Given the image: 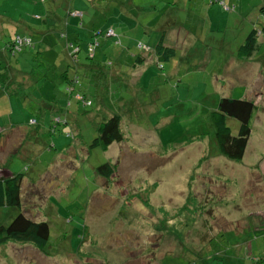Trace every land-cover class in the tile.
I'll return each mask as SVG.
<instances>
[{"label":"rangeland","instance_id":"374dc122","mask_svg":"<svg viewBox=\"0 0 264 264\" xmlns=\"http://www.w3.org/2000/svg\"><path fill=\"white\" fill-rule=\"evenodd\" d=\"M61 1L0 0V60L6 59L9 70L25 78L17 81L14 75L17 92L0 89V117L14 123L24 114L37 119L24 128L29 133L25 138L23 132L6 138L0 174L9 170L23 175L22 209L31 219L52 224L50 248L62 247V236L54 237L60 229L75 247L70 254L39 251L40 256L30 255L29 260L264 264V238L256 230L264 219L257 216L264 215V0H94V7L89 0H63L72 12H83L73 16L83 24L79 27L72 25ZM55 8H60L56 19L47 14ZM65 23L69 40L80 46L75 63L63 52L58 35L50 36L49 44L29 32L32 27H51L49 33H59ZM92 26H112L114 31L110 37H98L95 56L88 59ZM253 28L260 31L256 50L250 58H240L237 48ZM16 33L30 35L34 46L11 57L5 47ZM162 35L176 49L172 59L157 58L154 52ZM137 42L148 49L140 52ZM134 53L147 61L132 80L129 64ZM62 70L79 76L75 92L88 95L90 106L62 90ZM220 96L247 97L256 104L239 162L212 156L217 151L209 154V147L215 149L209 113ZM112 113L121 115L126 141L108 152L90 148L98 124ZM54 114L68 120L65 133L49 132ZM227 124L237 134L239 121L228 117ZM70 131L75 136L80 132L79 146L85 149L71 162L56 154L58 142L51 146L52 138L73 139L66 135ZM105 161L117 162L108 180L93 170ZM136 192L148 195L150 207L134 196L126 200ZM23 211L0 207V223L8 225ZM83 221L88 243L76 251ZM8 248L13 251L10 242L0 245V264L28 263L29 250L19 245L14 246L16 252H6Z\"/></svg>","mask_w":264,"mask_h":264},{"label":"trees","instance_id":"16d2710c","mask_svg":"<svg viewBox=\"0 0 264 264\" xmlns=\"http://www.w3.org/2000/svg\"><path fill=\"white\" fill-rule=\"evenodd\" d=\"M71 2V1H70ZM69 2V3H70ZM60 5L65 7L67 6V13L72 18L74 16L73 12L70 10L72 6H68V1L65 3L63 0ZM60 8H55L49 11L47 14L52 15L55 19L57 18ZM72 12V13H71ZM76 12V11H74ZM83 16V12H82ZM70 21V19H69ZM66 22V20H65ZM68 23H65L64 29H60L59 33L56 31H52L54 33H49V28H35L32 27L29 29V32L38 33L42 37L41 41H46V43H51L52 39L50 36L58 35L64 42L63 44V52L67 51V56L70 58L71 62L75 63L78 59V53L80 52V46L74 44L73 41L68 38L67 26ZM77 27L82 26L81 23H76ZM52 27H55L52 25ZM33 30V31H32ZM111 30V34L108 35V31ZM93 33L90 35V40L87 42V55L88 59H93L95 56V50L99 46L98 37L104 35L106 37H110L113 35L114 28L112 26H107L104 29H98V27H93ZM262 32H264V27L262 28ZM260 33L259 30L253 28L244 38L242 44L237 48L238 56L242 58H249L253 55L256 50V41L257 36ZM49 38V39H46ZM77 40H79L77 38ZM173 43V42H171ZM34 46V41L32 40L30 35H21L16 33V36H11L6 44L5 50H7L9 56H15L20 53L25 47ZM192 46V45H191ZM189 46V49L191 48ZM126 47V46H123ZM135 47L141 52L147 48L142 43L137 42ZM76 48V49H75ZM148 49V48H147ZM93 52V53H91ZM145 52V51H144ZM148 52V51H147ZM154 52L158 58L163 59H172L176 56V49L170 44L165 43L164 35H162L158 42L154 46ZM182 55H186L183 53ZM4 60H0V88L6 91L9 90L10 87H14V72L10 71V65ZM147 60L146 56L143 54L134 53L132 56V61L134 64H143ZM83 65V64H82ZM80 64H78V67ZM162 67V66H160ZM89 68V67H88ZM93 67H91L92 69ZM90 69V70H91ZM60 72V68L58 73ZM64 73L62 90L69 96H73L76 102L85 106H90L92 104L91 99L88 95L80 92H75V85L79 83V76L77 74L73 76H69L67 74V70H62L61 73ZM55 75H57L55 73ZM48 76V75H47ZM19 88H17L18 90ZM8 91V93L17 92ZM69 102V101H68ZM256 109V104L253 99L250 98H238L234 99L230 96H220L215 108L210 111L209 117L211 120V124L214 128L213 131V141L215 145V149L211 150L209 147V154L213 151H217L212 155H223L229 160L239 162L242 160L244 156V152L248 143V138L250 134V120L254 114ZM54 111H60V108L54 106ZM228 117L236 118L239 121V128L237 134H232L230 127L227 124ZM34 120V121H32ZM121 116L117 113L110 114L105 121L100 122L97 127V135L92 139L89 144L90 148L99 147L103 151H107L109 146L113 143H121L125 140V135L121 126ZM51 128L49 132L52 134L57 132H63L62 128L66 127L68 124V120L60 115L54 114L51 118ZM33 123H37V119L30 118L28 121L29 125H33ZM36 132V131H35ZM65 133V132H63ZM29 135V133H25V136ZM66 135L77 138L80 135V132L74 135V133L66 132ZM75 136V137H74ZM54 137V136H53ZM81 137V136H80ZM22 138V139H23ZM78 139V138H77ZM22 141V140H21ZM19 145V144H18ZM17 145V146H18ZM17 146L15 148H17ZM53 146V144H51ZM56 149V148H55ZM14 152V150L12 151ZM208 159V158H205ZM200 160V159H199ZM112 162L105 161L99 166L93 168V170L101 176L102 178L108 180L112 178V176L116 173L117 162L111 164ZM196 168H199V164L197 162ZM23 175L21 173H9L6 172L0 174V207H17L19 211H23L22 209V193H21V182ZM144 204L147 207H150L149 202L146 198L143 199ZM264 217V215L262 216ZM260 228L256 229L261 233V236L264 238V219L263 223L259 224ZM62 229L59 230L58 235L56 234L54 237L58 238L62 236V247L58 248V250L52 247L50 244V237L52 233V225L49 224L48 221H37L28 217L24 211L18 212L16 216L11 220L8 225H3L0 223V245L6 244L8 242L18 243L20 245H24L26 243L33 246L36 250L43 252L45 255H50L52 253H64L69 250H74L70 248V239L65 235L66 232L61 233ZM61 234V235H60ZM87 234V233H86ZM83 234L79 244L86 236ZM59 239V238H58ZM78 245L76 246V248ZM264 252V251H263ZM35 264V263H30Z\"/></svg>","mask_w":264,"mask_h":264},{"label":"crops","instance_id":"0c3cea01","mask_svg":"<svg viewBox=\"0 0 264 264\" xmlns=\"http://www.w3.org/2000/svg\"><path fill=\"white\" fill-rule=\"evenodd\" d=\"M90 1V3L92 4V6L94 7V6H96L95 4H94V0H89ZM96 1H99V0H96ZM75 7V6H74ZM77 8H79V7H77ZM121 17V16H120ZM73 18V20H71L72 21V25L74 24V26L76 27V23H77V18L76 17H72ZM120 21H121V18H120ZM93 29V26L92 27H90L89 29H88V33L91 35V30ZM73 30H75V29H73ZM67 31H69L68 30V27H67ZM72 31V30H71ZM76 32L78 33V31L76 30ZM179 41H181V40H179ZM131 44L132 43H128V44H126V48L130 51V49H131ZM123 51H125V48L123 49ZM66 54H67V51H66ZM122 55V53L120 52L119 54H117L116 55V57H115V60H117V61H119L118 60V58L120 57ZM131 56H133V54H130ZM157 56V55H156ZM158 58V57H157ZM240 58H242V57H240ZM250 58V57H249ZM147 61V60H146ZM146 61L143 63V64H138V63H136V64H134V62L132 61V63H130L129 64V74L131 75V79L132 80H135V78L137 77V75L142 71V70H144V65H145V63H146ZM59 68V67H58ZM14 75H15V80H17V81H22L23 79H25V78H23V77H21L19 74H16V73H14ZM18 75V76H17ZM14 79V78H13ZM139 80V79H138ZM138 83V82H137ZM0 89H2V88H0ZM15 91V90H17V87H10L9 88V90H7V92L8 91ZM4 91V90H3ZM4 92H6V91H4ZM242 98H247V97H242ZM9 99H11V97L9 98ZM254 100V99H253ZM3 113H8V112H6V110L5 111H3ZM20 116V115H19ZM121 116V115H120ZM32 117V115H28V114H24V117H23V119H21V118H19V120H16L17 122L16 123H14V122H12V120H11V118L10 117H8V119L6 120L5 118H7V117H5V116H3L2 118L0 117V150L2 151V152H5L4 150L7 148V145H6V143H5V140H6V138H14L15 139V136L17 135V134H20L19 132H23V135H25V131H24V128L28 125V121H29V119ZM121 122H122V120H121ZM61 133V132H60ZM126 137H125V140L124 141H122L121 143H113L112 145H110L109 146V148H108V150L110 149V150H112V146H114V144H117V146H119V145H121V144H123L125 141H126ZM200 140H202V142H204V138H199ZM196 140L197 139H195V142H196ZM52 141H53V147H55V143L56 142H58V144H57V147H55L56 148V154L57 155H60V156H62V157H68V160H69V162H71V159H72V157H77V155H78V153H79V151H83V150H85L84 149V147L81 145V146H79V144L81 143L80 142V140L79 139H77V138H73V139H69V138H65V137H63L62 139H60L59 137L58 138H52ZM12 143V142H11ZM72 143H74V145H72ZM15 145H13V147H14ZM117 149V147L114 149V150H116ZM108 150L106 151V152H108ZM212 156H214V155H212ZM216 157H219V156H217V155H215ZM211 157V156H210ZM235 164V163H234ZM242 163H237V166H239V165H241ZM241 166H243V165H241ZM2 173H4V172H2ZM9 173H12V172H10L9 170H6V174H9ZM101 196L102 195H100L99 197H98V199H99V202H96V206L97 207H100V205H101V202L100 201H102V198H101ZM131 196H134V198H136L143 206H145L146 207V204H144V202H143V199L144 198H146V200L149 202V198H148V195H144V194H141V193H138V192H136V193H133V194H131V195H127V199L126 200H129L130 198H131ZM98 203V204H97ZM258 217H262L261 215H257ZM263 223V219L261 220V224ZM82 225H81V230H82V233L83 234H85L86 232H85V228L87 229V226H86V224H85V222L83 221L82 223H81ZM52 225V224H51ZM245 230V228H242V231H244ZM86 241V236L83 238V240L81 241V243L80 244H78V247L76 248V251H80L81 250V245L83 244V242H85ZM9 243V242H8ZM13 244H11V242H10V246H11V248L13 249V251H11L9 248H8V250L6 251V252H16L15 251V249H14V246L15 247H17V248H19V245L20 244H18V243H14V242H12ZM85 243H88L87 241L85 242ZM7 244V243H6ZM22 247L25 249V250H29V252H28V254H27V264H30L31 262L32 263H35V264H37L35 261H32V260H29L30 259V255H34V256H37V255H39L40 256V252L38 251V250H36L33 246H31L30 244H28V243H26V244H24V245H22ZM30 248V249H29ZM70 248H73V249H75V247H73L72 246V244H71V241H70ZM71 251H74V250H71ZM67 253L68 254H70V252L69 251H67ZM84 253L86 254V255H89V256H91L92 255V252H86V251H84ZM40 259H41V257H40ZM77 263V262H76Z\"/></svg>","mask_w":264,"mask_h":264},{"label":"built area","instance_id":"2783aa9c","mask_svg":"<svg viewBox=\"0 0 264 264\" xmlns=\"http://www.w3.org/2000/svg\"><path fill=\"white\" fill-rule=\"evenodd\" d=\"M73 14L76 15V16H82V12L81 11L73 12ZM109 34H111V30L108 31V35ZM91 53H93V52H91ZM32 121H34V120H32Z\"/></svg>","mask_w":264,"mask_h":264}]
</instances>
